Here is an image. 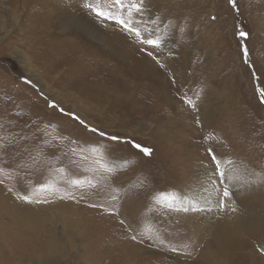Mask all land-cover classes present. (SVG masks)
Wrapping results in <instances>:
<instances>
[{"label": "rangeland", "instance_id": "obj_1", "mask_svg": "<svg viewBox=\"0 0 264 264\" xmlns=\"http://www.w3.org/2000/svg\"><path fill=\"white\" fill-rule=\"evenodd\" d=\"M30 1L0 0V264H163L161 257L178 264L174 253L195 261L202 243L181 252L184 233L166 223L169 214L194 212L183 194L189 185L176 169L199 160L198 166L214 171L206 153L213 149L224 173L214 171L216 217L235 206L227 178L234 179L239 169L256 170L253 184L264 193V104L254 95L264 84V0H238V14L226 0H146L149 14L159 17L168 32L160 57L168 71L147 57L153 71L161 73L157 81H134L106 55L95 30L105 29L98 21L91 29L86 18L77 16L80 10L93 19L82 7L84 0H54V22L63 23L54 31L44 22L53 0ZM99 7L109 12L110 0H99ZM74 24L82 32L67 33ZM237 27L249 33L250 65L243 64L238 51ZM25 29L31 41L42 40L40 59L29 50ZM169 49L175 53L171 59ZM55 62L59 65L53 69ZM52 101L65 113H77L88 127L50 108ZM90 127L135 138L151 155L103 139ZM126 183L125 195L115 203L119 215H109L110 189L121 190ZM134 195L143 201L138 210L145 207L142 214L151 215L149 228L135 218L137 210L131 227L119 223L125 218L122 202ZM10 196L19 204L15 211L6 208ZM92 203L105 211L89 207ZM159 221L166 224L154 229L152 238L149 229ZM262 238H251L250 244L264 246ZM133 245L145 249L138 254L145 261H138Z\"/></svg>", "mask_w": 264, "mask_h": 264}, {"label": "bare ground", "instance_id": "obj_2", "mask_svg": "<svg viewBox=\"0 0 264 264\" xmlns=\"http://www.w3.org/2000/svg\"><path fill=\"white\" fill-rule=\"evenodd\" d=\"M26 1L27 0H24V3ZM31 1L30 4H32ZM12 5H16L15 1L14 3H12ZM50 5L51 6L47 10L48 12L47 15L44 16V22L47 30L54 31V30H58L59 29L58 27L63 23L54 22V0L50 3ZM77 12H78L77 16L78 17L80 16L79 17L80 19L86 18V20L90 22L89 26L91 27V29L96 28V25L93 22L94 20L92 18L89 19V16H87L86 12L80 10H78ZM27 18L28 17H26L25 15L22 16V20H24L25 22L28 20ZM25 22H21V23L24 24ZM15 23L16 20L13 21V26L15 25ZM25 26L27 28V25ZM67 30H68L67 33L69 34L77 33V30L82 32V29L77 27V25L75 24L70 25ZM95 30L99 32V33L97 32L95 33L99 34L103 38V40L101 39L103 42L101 43V45L107 47V49L105 50L106 55L112 59H116L119 62V65L124 67L126 75H128L131 78H134L133 79L134 81L143 80L144 77L150 79L153 78L155 81H157L160 72L153 71L154 69L151 68L146 56L142 55L138 51H135L123 40L117 38L115 35L111 33V30L99 31L97 30V28ZM23 33L24 36L27 39H29V45H30L29 50L32 52V54H34V56L40 59L41 56L44 55L43 53H45V49H43V53L40 55V50H38L37 46L40 44V42L42 43V40H40L39 38H35L33 41L32 38L33 41L32 43L30 38L31 36L30 30L25 29L23 30ZM23 64L24 66H26L24 62ZM58 65H59L58 62H55L53 65L54 66L53 69L58 67ZM176 65L180 66L181 64L179 62H176ZM190 160L192 161L193 159ZM198 162L199 160L195 162L196 163L195 165L194 164L184 165L182 168L180 167V169H176L178 175L180 174L182 175V177H180L181 175L179 177L183 182V184L189 185L184 187L183 194L185 195V197L188 199L189 202V205L188 206L186 205V207H188V209L194 210L193 214L190 215H186L182 213L169 214V217L168 218L166 217L167 218L166 223L173 224L170 225V228L174 227V229H176V232L178 230L179 232L181 231L184 233L183 235L184 244L182 246L184 249H182L181 252L185 253V250L190 251L192 250V248L194 249V246L197 243H202L201 246L202 250H199L198 257L195 261L192 260L191 258L183 256L182 254L178 255L174 253L172 254V257L178 260V264H264V257L262 253H259L257 248L252 244H250L251 238L252 240L255 239V237L261 239L262 236H264V193H262V190H260L258 186L255 187L253 184L256 182V179H258L259 177L258 172L250 168H245L242 170L239 169L238 170L240 171L239 173L234 172V175H236L234 179L230 180L229 178H227L228 181H230L229 185L236 198L235 201L236 203L235 206L230 207L229 210H227V212H224L223 214L219 213L220 214L219 217H216L214 216V212H213L217 209L216 206L219 195L218 194L219 192H217L218 184H217L216 176L212 169L198 166L197 165ZM242 165L244 164H241V166ZM241 168H244V166ZM126 185L128 184L127 183L124 184L121 190L117 188L118 191L121 193L122 197L125 195L124 188H126ZM143 185L145 186V184ZM140 186L142 188V185ZM137 193L138 192H136L135 195ZM135 195L133 197H136L137 199L131 196L129 197V200H127L126 202L123 201L124 203L122 202L123 205L121 206L122 215L125 216V218L123 219L128 225L130 224L132 216L133 217L135 216L134 215L135 210H137V212L138 211L141 212V210L145 209V207H143L142 209L138 210V208H141L140 206L141 199L140 196H135ZM6 200H7L6 202H9L6 205L7 206L6 208L12 210H14V208L15 209L18 208L19 204L17 205L15 203L16 205H14L13 203L14 201L12 200L11 196L6 198ZM142 212L139 213L135 218H137L141 224H144L146 228H149V225L146 224L147 223L146 221L152 220L150 218L151 215L148 212H145L143 215ZM26 214L28 213H25L24 215ZM29 215L31 214L29 213ZM157 224H158L157 226H154L156 228L152 227L151 229H149V235L152 238L153 235H155L154 229H158L159 228L158 226L164 225L163 222L161 223L160 221ZM119 229L121 230V228ZM163 229L166 230V228ZM146 230L148 231V229ZM157 240H158L157 243L159 244L160 241L163 239L162 237L161 238L157 237ZM133 246H134L135 254L139 261L140 257H138V254H141L145 249L139 247L138 245H133ZM158 254L159 257L163 256L162 252ZM145 259L146 257L140 258V261L142 260L145 261ZM160 260L164 262L163 264H168V263L170 264V262L167 263L162 257L160 258ZM149 261L150 260H147L146 262H144V264L145 263L152 264L149 263ZM154 264L157 263L155 262Z\"/></svg>", "mask_w": 264, "mask_h": 264}, {"label": "snow or ice", "instance_id": "obj_3", "mask_svg": "<svg viewBox=\"0 0 264 264\" xmlns=\"http://www.w3.org/2000/svg\"><path fill=\"white\" fill-rule=\"evenodd\" d=\"M226 4L235 9L237 14L239 13L238 0H226ZM110 5L111 7L109 12L100 10L99 0H84L82 7L85 10H88L94 21H98L105 30H111L113 35L123 40L135 51H138L142 55L151 58V60L155 61L156 65H158L161 69L168 71V65L160 59L164 51L162 45L168 38L167 25H165L159 17L153 18L149 14L146 0H110ZM111 8H115L118 13H126V15L113 14ZM216 18L217 17L215 16L212 17L213 20ZM138 25H143V27ZM162 27L164 28L163 33L161 32ZM180 31L182 33L183 28H181ZM234 36L238 38V51L241 54L243 64L250 65V61L247 59L249 56L247 48L249 33L237 27L234 29ZM241 40L244 41V43H239ZM168 52L169 59H171L175 53L171 49H169ZM252 76L253 78L258 79L255 73H252ZM174 80L175 77L173 76V81ZM25 83H31L30 79H25ZM254 95L259 98L260 104H264V84L261 85V88L254 89ZM49 107L58 110L62 114L69 115L72 120L77 121L82 126L88 127L86 121L81 119L77 113H65L63 108L58 107L57 102L52 101L49 103ZM88 130L115 144H130L132 148L139 150L145 155H151L152 150L150 148L143 147L140 143H137L135 138H124L120 134L110 135L105 130L97 127H90ZM206 153L210 157L211 162L215 164L214 171L219 175H224V173L220 171V163L213 149L211 147L207 148ZM9 191L11 192L12 189L9 188ZM108 195L110 197V201L113 202V211L109 212L108 214L119 215V210L115 208V203H119L121 201V193L115 186H113L110 189ZM222 195L224 198H228L230 193L227 189H224ZM19 198L28 203L33 202L28 195H21ZM63 198L64 197H61V199ZM69 198L75 199V197ZM80 199L82 200L83 197H80ZM35 202L40 203L41 201L37 200ZM43 202L46 203L47 201ZM218 206L221 208L225 207V205L222 203ZM89 207L98 208L100 211H105L101 205H97L95 203L89 204ZM119 223L124 225L125 221L121 219ZM129 227H131V225H129ZM132 231H136V229L133 228ZM132 239L135 240L136 237L133 236ZM257 250L264 252V246L259 247Z\"/></svg>", "mask_w": 264, "mask_h": 264}]
</instances>
